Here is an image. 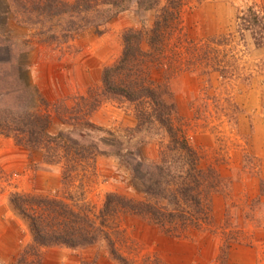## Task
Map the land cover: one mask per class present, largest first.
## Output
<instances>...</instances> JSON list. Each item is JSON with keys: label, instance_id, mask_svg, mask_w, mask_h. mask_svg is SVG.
Returning <instances> with one entry per match:
<instances>
[{"label": "rangeland", "instance_id": "obj_1", "mask_svg": "<svg viewBox=\"0 0 264 264\" xmlns=\"http://www.w3.org/2000/svg\"><path fill=\"white\" fill-rule=\"evenodd\" d=\"M34 2H1L3 9L8 6L10 22L0 24V40H16L20 48H29L27 76L55 105V112L49 108L54 115L50 131L79 132L78 117L83 116L97 126L90 133L97 145L124 151L132 147L143 159H156L166 141L162 131L134 132L132 105L101 95L100 81L103 68L121 53L123 31L149 27L155 10L132 5L101 24V33L89 25L56 43L46 39L54 31L48 26L55 17L40 14ZM250 9L264 15V0H190L181 11L187 37L212 40L213 60L227 61L223 76L217 70L183 73L171 85L190 144L203 156L202 165L215 167L219 175L211 194L209 227L216 233L206 229L190 238H173L142 218L127 216L117 248L133 264H264V45H256L253 31L244 26L252 17ZM76 11L60 19L80 23ZM81 96L88 102L99 99L90 113L75 111ZM62 170V163L46 164L39 153L29 154L0 133V264H17L22 256L27 264H120L105 240L75 248L29 246L31 235L9 203L11 192L73 196L94 214L109 192L143 198L134 184L137 173L117 155L96 157L91 167L70 174L67 183ZM227 236L235 239L225 248Z\"/></svg>", "mask_w": 264, "mask_h": 264}, {"label": "trees", "instance_id": "obj_2", "mask_svg": "<svg viewBox=\"0 0 264 264\" xmlns=\"http://www.w3.org/2000/svg\"><path fill=\"white\" fill-rule=\"evenodd\" d=\"M34 1V8L42 10L40 14L55 17L48 26L54 31L46 39L56 43L67 41L79 28L89 25L101 33V24L132 5L155 10L149 27L123 31L119 57L101 72V95L132 105L134 132L162 131L166 141L156 159H143L132 147L124 151L97 145L90 138L97 126L83 116L78 117L82 126L79 132L52 133L49 127L54 115L49 108L54 110L55 105L27 76L29 48H20L13 39L0 40V133L29 154L39 153L46 164L62 163L63 183L72 180L73 172L91 167L96 157L117 155L133 174L137 173L134 184L143 192L142 199L109 192L96 214L88 205H78L73 196L11 192L9 203L30 232L29 246L36 250L50 245L75 248L105 240L120 264H133L117 248L127 216L142 218L173 238H190L206 229L216 233V228L209 227L213 226L211 194L219 175L215 167L202 165L203 156L190 144L171 85L183 73L210 74L217 70L223 76L228 69L224 67L227 61L220 64L213 60L211 53L216 49L212 40L197 42L183 31L181 11L190 0H74L71 4L63 0ZM75 8L80 23L60 19ZM249 14L252 17L244 20V26L253 31L256 45H264V15L257 10ZM79 99L76 112L90 113L99 101L95 96L89 102L85 96ZM234 239L225 237V248ZM27 261L22 256L17 264Z\"/></svg>", "mask_w": 264, "mask_h": 264}, {"label": "crops", "instance_id": "obj_3", "mask_svg": "<svg viewBox=\"0 0 264 264\" xmlns=\"http://www.w3.org/2000/svg\"><path fill=\"white\" fill-rule=\"evenodd\" d=\"M3 0H0V24L2 25L3 23L8 24L10 22L9 15L6 13L8 9V6L4 7V9L1 7V2ZM5 1V0H4Z\"/></svg>", "mask_w": 264, "mask_h": 264}]
</instances>
